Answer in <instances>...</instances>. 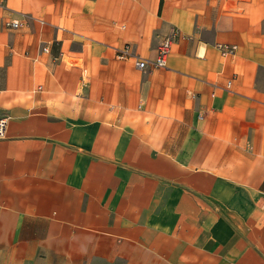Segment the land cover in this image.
<instances>
[{
    "label": "crops",
    "instance_id": "0c3cea01",
    "mask_svg": "<svg viewBox=\"0 0 264 264\" xmlns=\"http://www.w3.org/2000/svg\"><path fill=\"white\" fill-rule=\"evenodd\" d=\"M1 118L0 264H264V0H0Z\"/></svg>",
    "mask_w": 264,
    "mask_h": 264
},
{
    "label": "built area",
    "instance_id": "2783aa9c",
    "mask_svg": "<svg viewBox=\"0 0 264 264\" xmlns=\"http://www.w3.org/2000/svg\"><path fill=\"white\" fill-rule=\"evenodd\" d=\"M17 25L18 23L16 21L11 22L12 27H16ZM175 39H176V35L174 37H170V38H166L162 40V42L160 43L158 47L156 57L153 60H150L151 64L154 67L164 66L166 55L168 54L171 44L173 43V41H175ZM116 55L118 58H125L129 56L133 57L134 63L136 67L138 68L145 67V65H147L149 61V60L140 58L137 55H134L133 53H131L127 45L116 48ZM5 127H6V119L1 118L0 119V138L5 136Z\"/></svg>",
    "mask_w": 264,
    "mask_h": 264
}]
</instances>
